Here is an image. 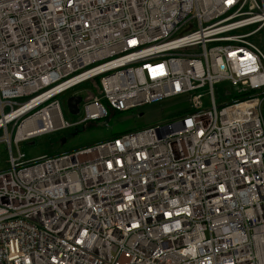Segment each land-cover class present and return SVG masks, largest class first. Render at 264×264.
I'll use <instances>...</instances> for the list:
<instances>
[{"label": "built area", "instance_id": "1", "mask_svg": "<svg viewBox=\"0 0 264 264\" xmlns=\"http://www.w3.org/2000/svg\"><path fill=\"white\" fill-rule=\"evenodd\" d=\"M169 100L188 112L20 149ZM263 108L264 0H0V264H264Z\"/></svg>", "mask_w": 264, "mask_h": 264}, {"label": "rangeland", "instance_id": "2", "mask_svg": "<svg viewBox=\"0 0 264 264\" xmlns=\"http://www.w3.org/2000/svg\"><path fill=\"white\" fill-rule=\"evenodd\" d=\"M217 89L219 90L216 92L222 95L223 89H220V87ZM87 91L86 85L83 84L58 97L65 119L70 122H77L79 120L78 116L72 115L69 112L67 108V99L73 93L85 95ZM104 104L107 106L106 102H104ZM108 109L110 113L108 119L95 122L89 125L85 130H83V126H78V132L74 130V133H76L74 134L75 137L71 140L70 138L68 139L70 140L69 144L66 143L62 146L58 144L60 140L66 139V136L70 135V131H67L42 136L34 141L22 143L20 144V149L27 155V160H35L42 156L55 157L64 153H71L78 150L77 148L81 146L94 145L110 140L114 134L124 135L156 125L169 123L182 118L188 112V107L177 100H169L161 104L144 106L127 112L111 113V109ZM104 122H107V124L104 125ZM14 153H16L15 149ZM7 167L8 158L6 146L0 144V170Z\"/></svg>", "mask_w": 264, "mask_h": 264}, {"label": "trees", "instance_id": "3", "mask_svg": "<svg viewBox=\"0 0 264 264\" xmlns=\"http://www.w3.org/2000/svg\"><path fill=\"white\" fill-rule=\"evenodd\" d=\"M95 82H98V79L97 80H95ZM116 111H113V110H111V113H115ZM263 115H264V108H263ZM110 117V113H109V116H108V118ZM107 118V119H108ZM91 124H93V123H89V124H87V125H85L84 127H83V130H85L89 125H91ZM105 124H107V122H104V125ZM77 136V135H76ZM119 136H121L120 134H114V135H112V137H111V139L110 140H112V139H115V138H117V137H119ZM75 137V135H73L72 134V132H70V135H68V136H66V139H62V140H60L59 142H58V144L59 145H65L66 143H70V140L71 139H73ZM70 138V140H68ZM68 140V141H67ZM104 142V141H103ZM87 146H91V145H86V146H81V147H78L77 149H81V148H85V147H87ZM75 150V149H74ZM6 169V168H5ZM1 170H4V169H1Z\"/></svg>", "mask_w": 264, "mask_h": 264}, {"label": "water", "instance_id": "4", "mask_svg": "<svg viewBox=\"0 0 264 264\" xmlns=\"http://www.w3.org/2000/svg\"><path fill=\"white\" fill-rule=\"evenodd\" d=\"M81 102L82 98L78 96L70 97L67 100V108L72 115H77L79 113V105Z\"/></svg>", "mask_w": 264, "mask_h": 264}, {"label": "bare ground", "instance_id": "5", "mask_svg": "<svg viewBox=\"0 0 264 264\" xmlns=\"http://www.w3.org/2000/svg\"><path fill=\"white\" fill-rule=\"evenodd\" d=\"M78 114H79V113H78ZM78 114H77V115H78Z\"/></svg>", "mask_w": 264, "mask_h": 264}]
</instances>
